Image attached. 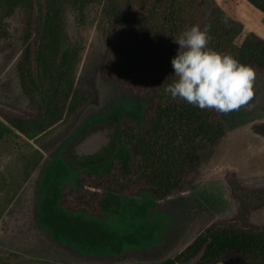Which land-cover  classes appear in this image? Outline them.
Listing matches in <instances>:
<instances>
[{
	"label": "rangeland",
	"instance_id": "1",
	"mask_svg": "<svg viewBox=\"0 0 264 264\" xmlns=\"http://www.w3.org/2000/svg\"><path fill=\"white\" fill-rule=\"evenodd\" d=\"M196 1L204 19L218 9L240 24L237 45L249 35L264 41V9L249 0ZM14 2L0 4V264H161L210 225L264 232V174H258L264 168L246 172L264 165V146L254 147L235 130L264 120L262 69L251 66L255 95L246 106L226 114L215 110L227 128L225 140L203 155L186 189L162 201L143 186L89 190L114 167L125 171L133 164L122 127L143 131L154 98L150 85H126L129 74L119 72L118 55L112 64L105 45L114 37V51L120 42L136 50L142 41L109 26L111 0L79 6L73 0H32L30 44L35 46L45 18L75 44L70 74L78 103L53 112L26 94L20 68L29 26L20 9L7 13ZM48 54L54 72L53 43ZM13 119L22 129L12 127ZM217 264L264 263L227 258Z\"/></svg>",
	"mask_w": 264,
	"mask_h": 264
},
{
	"label": "trees",
	"instance_id": "2",
	"mask_svg": "<svg viewBox=\"0 0 264 264\" xmlns=\"http://www.w3.org/2000/svg\"><path fill=\"white\" fill-rule=\"evenodd\" d=\"M8 1L0 0V4ZM84 1L73 0L72 5L79 6ZM249 1L264 9V0ZM106 8L109 26L114 28L116 24L123 33L136 35L142 43L133 50L119 41L114 51L113 37L105 45V54H109L113 65L114 56L118 55L119 72L129 74L124 78L126 85H150L154 98L143 131L128 124L122 127L121 138L133 164L125 171L120 165L114 167L116 171L94 180L89 190L112 186L129 192L143 186L152 190L155 200L162 201L186 189L188 180L201 167L203 155L214 150L227 134L226 125L214 109H200L165 94V86L176 79L171 61L179 45L174 40L192 26L199 25L203 30L208 25L210 49L263 71L264 41L249 35L237 45L242 32L240 24L218 9L204 19L196 0H111ZM16 9L23 12L29 26L32 0H15L7 13L13 15ZM225 18L227 23L223 22ZM44 21L41 26L38 23L35 46L30 44V34L28 37L30 26L25 31V61L20 74L28 81V97L38 96L40 103L61 113L64 107L78 103L70 74L75 44L67 35L60 37L48 26L46 18ZM50 43L58 52L54 72L48 63ZM18 122L13 119L10 124L22 129ZM227 258L264 263V232L231 224L210 225L177 256L161 264H189L196 259L195 264H217Z\"/></svg>",
	"mask_w": 264,
	"mask_h": 264
},
{
	"label": "clouds",
	"instance_id": "3",
	"mask_svg": "<svg viewBox=\"0 0 264 264\" xmlns=\"http://www.w3.org/2000/svg\"><path fill=\"white\" fill-rule=\"evenodd\" d=\"M209 31L208 25L203 30L195 25L174 40L179 45L171 61L176 79L165 86L164 92L173 100L226 114L254 98L256 72L232 55L210 49Z\"/></svg>",
	"mask_w": 264,
	"mask_h": 264
},
{
	"label": "crops",
	"instance_id": "4",
	"mask_svg": "<svg viewBox=\"0 0 264 264\" xmlns=\"http://www.w3.org/2000/svg\"><path fill=\"white\" fill-rule=\"evenodd\" d=\"M235 130H237V132L240 131V133L236 134L237 137H239V138H244V137L248 138V140H250L249 143H253L254 142V144H252L254 147L257 148L258 144L260 146H264V120H257L256 119L254 121L247 122V123L237 127ZM233 133H235V131ZM230 135H231V133L229 132V134L227 135L226 138H228ZM252 168H255V169L250 170V171H246V172H252V173H249V175L250 174L254 175V172L256 170H258V168L259 169L264 168V165H262L260 163H257L255 165H253ZM255 174H257V173H255ZM258 174L259 175L260 174H264V170H262Z\"/></svg>",
	"mask_w": 264,
	"mask_h": 264
}]
</instances>
